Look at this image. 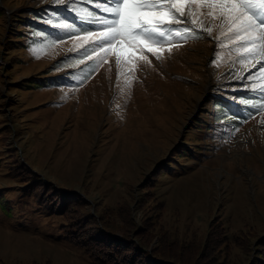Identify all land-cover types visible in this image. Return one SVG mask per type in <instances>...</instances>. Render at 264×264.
<instances>
[{
  "label": "rangeland",
  "instance_id": "obj_1",
  "mask_svg": "<svg viewBox=\"0 0 264 264\" xmlns=\"http://www.w3.org/2000/svg\"><path fill=\"white\" fill-rule=\"evenodd\" d=\"M78 1L94 12L85 10L87 20L106 14L93 0H0V264H98L103 237L139 242L148 228L145 249L173 261L190 257L191 239H216L213 259L263 264L264 111L240 120L214 107L225 99L239 108L247 93L264 103V73L247 78L260 58L242 65L247 49L233 50L241 41L192 0L179 24L164 17L161 28L195 32L154 44L160 59L151 42L143 53L124 44L97 67L100 53L82 55L89 45L79 36L51 43L28 30L29 15L56 7L69 15ZM45 76L60 77L32 80ZM39 179L49 181L43 190ZM59 192L66 207L52 200ZM82 211L106 215L94 222L104 233L89 219L79 226Z\"/></svg>",
  "mask_w": 264,
  "mask_h": 264
},
{
  "label": "snow or ice",
  "instance_id": "obj_2",
  "mask_svg": "<svg viewBox=\"0 0 264 264\" xmlns=\"http://www.w3.org/2000/svg\"><path fill=\"white\" fill-rule=\"evenodd\" d=\"M53 2L63 4L64 0H53ZM72 2L73 0H70V3ZM93 2L100 13H106L93 16L88 21L94 24L95 28L81 30L83 34L80 35L71 24L61 22L57 27L72 29L71 35L79 36L89 45L83 49L82 55L99 52L100 55L96 58L97 67L99 63L107 59L114 48L124 44L143 53L145 42H151L148 44V50L160 59L163 49L154 48V44L164 43L173 33L183 40L195 32V28L189 27L161 28L162 24L167 23L164 17H169L171 23L181 22V19L185 17L184 0H93ZM192 4L198 8H207L214 18H219L227 27L232 34L230 38L241 41L240 45L233 50L247 49L239 61L242 65L246 61L260 58L252 65L256 68V72L247 77L249 80L264 73V0H192ZM190 23L195 24V21ZM168 51L170 52L171 49L169 48ZM116 62L118 65L121 63L119 53L116 54ZM124 63H127V60ZM91 71H95V68ZM80 83L82 84L83 81ZM258 91L264 94V86H261ZM253 107L257 111H264V103L253 105Z\"/></svg>",
  "mask_w": 264,
  "mask_h": 264
},
{
  "label": "trees",
  "instance_id": "obj_3",
  "mask_svg": "<svg viewBox=\"0 0 264 264\" xmlns=\"http://www.w3.org/2000/svg\"><path fill=\"white\" fill-rule=\"evenodd\" d=\"M78 2L79 3H75L74 5H70L71 8H73V13L69 14V15H67L65 13L64 9L59 8V7H56L55 9L47 10L45 12V14H47L48 16H46L45 14L40 15L39 13H34L33 15H29V17H27V20L29 21V19H30V23L26 24L28 30H30L32 28V29L39 31V33H41L42 35H46L47 37H49V39H50L49 41L52 43V42L62 40L64 38L71 36L70 33L72 32V29H63L60 27L57 29H54V27L52 26L54 24L57 25L61 22L71 24V25H73L74 29L77 32L80 30H83L85 28H88L89 24H90L88 21L90 19L87 20L86 14H85V10H88V8H84L82 6V3H83L82 1H78ZM89 12H92L94 15V12L92 10H90ZM21 26H23V24H21ZM198 32L199 31H197V34H199ZM91 63L93 64V68H94V62L93 61H89V62L85 63L84 65H86V64L90 65ZM84 65H82V66H84ZM89 71H90V69H89ZM89 74L84 73L83 77H85V76L87 77V76H89ZM57 77H60V76H45L43 78L39 77L37 79L35 78L32 80L36 81L38 84H42L45 82V80L47 78L55 79ZM62 78H63V82L65 84H68L67 82L70 81L65 76H63ZM250 94L251 93L239 95V98L241 100V104L239 105L240 107L236 106L239 108H232L233 103L230 102L229 100L228 101H226L225 99L214 100L215 113H217L219 115L221 114L220 116H222V114L226 115L227 112H229V114H232L234 116H239L240 117L239 119L241 120L243 117L248 116L253 109H255L253 107V105L250 104L247 100V97ZM258 96H259V94L257 93L255 95V97H258ZM226 108L229 111H223V112L219 113L221 110H224ZM182 152H183V150H182ZM167 164L168 163H165V165H167ZM39 180H40V182L38 183V186H39L38 188L40 190H43L46 187V185H48L47 182H49V181H47L46 179H39ZM29 183H30V181L27 182V184H29ZM27 184L25 186H27ZM51 192H52V190H50L49 193L44 196V199ZM60 194H61L60 192L56 195L54 194L53 195L54 197L52 200L58 198V200H59L58 205H60V207H66L65 203L63 202L62 195H60ZM30 197L33 198L32 195H30ZM38 200H39V196H36V201H38ZM77 200H79V199L75 195L73 197V199L71 201H69V203L72 201L77 202ZM41 206L44 207L43 204ZM57 208H58V206H56L55 209H57ZM105 216L106 215L102 214V215H100V218L105 217ZM87 219H89L90 221H93V222H91L90 228L93 229L95 233H99V234L104 233V231H99L97 229L98 228L97 224H94V222H97L99 219H97V218L94 219V214L86 212V211H84V212L82 211V213L80 214V219L78 222V223H80L79 226H81L83 221H85ZM70 223H71V221H69L67 224H70ZM146 225H147V223H145V227H146ZM67 226L68 225H65V227L62 230L65 231L67 229ZM79 226L75 227L74 230L77 229ZM86 226L88 228V223ZM141 228H143V227H141ZM84 230H87V229H84ZM82 232H84V231L82 230ZM137 234H139V233H136V236H137ZM151 235H152L151 230L148 228V230L145 231V239L144 240L142 239L139 242H134L133 239H131V241H129V239H130L129 235H127L125 237L122 235H111L112 237H109V239L112 238L111 240H108L107 237H103L102 239L100 238L102 240V242H100V245H98V248L95 250V254H98V259H99L98 264H185V262H186V264H224V262H225L224 256L227 253H224L220 259H218V257L216 259H213L214 257L211 256V252H214V251H216L217 248H220L219 246H216V244H217L216 239H213L211 245H209L207 242L206 243L205 242L204 243H202V242L197 243L191 239L190 241H192V244H191V246H188V248L189 247L192 248V254H190V257H192V259H193L195 252L199 256L196 261L193 260V262L191 263L190 257L185 256V255H180V257L183 256V258L187 257V258H184V261H177V260L173 261V259H171L169 256L162 255V253L159 254L158 252H155L152 254V253L148 252L145 249V245L147 244L148 239L151 237ZM100 239H96V240L99 241ZM181 240L184 243V239H181ZM181 245L182 244L179 243V246H181ZM183 247L184 246H182L181 248H183ZM169 249H171V247ZM261 249H262V247L257 248V250H259V251ZM167 253H170V252H167ZM170 254H173V253H170ZM253 256H255V255H253ZM257 256H260V255H257ZM252 264H257V262L252 261Z\"/></svg>",
  "mask_w": 264,
  "mask_h": 264
}]
</instances>
